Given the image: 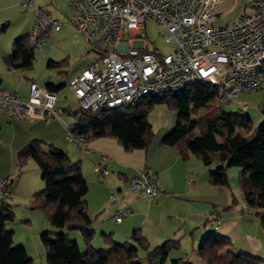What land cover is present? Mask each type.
<instances>
[{
  "label": "built area",
  "instance_id": "1",
  "mask_svg": "<svg viewBox=\"0 0 264 264\" xmlns=\"http://www.w3.org/2000/svg\"><path fill=\"white\" fill-rule=\"evenodd\" d=\"M67 1L74 28L98 54L92 64L67 82L83 110L131 106L197 83L216 88V104L223 106L240 94L264 87V0H249L243 14L220 26L208 24L219 0ZM148 17L166 29V41L175 42L171 52L161 54L148 47L143 33ZM61 26L47 10L37 7L28 33L30 46L39 50ZM135 41H141V46L136 47ZM55 102V91L35 83H30L26 99L0 89V111L8 120L57 118L67 139L84 150L90 138L71 131L70 124L55 110ZM241 105L246 108V104ZM94 169L100 177L107 174L101 164ZM7 184L8 179L0 180V196L10 205L11 186ZM128 185L148 199H155L159 193L157 176L146 171L131 178ZM109 198L117 200L114 193ZM128 211L117 208L112 220L120 222ZM219 222L218 217L211 219L214 228Z\"/></svg>",
  "mask_w": 264,
  "mask_h": 264
},
{
  "label": "trees",
  "instance_id": "2",
  "mask_svg": "<svg viewBox=\"0 0 264 264\" xmlns=\"http://www.w3.org/2000/svg\"><path fill=\"white\" fill-rule=\"evenodd\" d=\"M5 27V24L0 25L1 29ZM34 58L35 50L28 37L13 43L11 66L14 69L32 67ZM62 64L63 61H49L48 67ZM60 87L61 83H46V88L51 91ZM159 103L166 104L176 113L174 127L161 142L176 147L184 160L192 154L205 166L214 164L209 173V183L214 186L227 187V170L237 167L244 202L253 210L264 230V120L253 127L250 116L225 112L216 104V88L197 83L131 106L102 108L94 112L79 108L70 112L74 117L71 131L89 138H115L126 150L145 149L153 137L147 116ZM30 159L36 163L44 182V187L32 194L31 205L40 209L56 230H45L40 234L45 264H165L171 250L179 248L178 238H168L149 247L140 230L135 229L131 241L117 243L110 234L103 235L106 247L95 249L91 245L93 219L87 213L85 199L88 187L80 163L71 161L63 151L41 140H29L17 150L18 166H24ZM5 179H8L6 186H11L13 180ZM11 206L4 204L0 196V264H31L25 247L13 244V230L7 226L14 220ZM68 231L80 233L84 251L76 241L69 239ZM140 250L144 251L142 256ZM195 253L204 264H264L262 258L235 252L228 240L216 234L202 237ZM173 263L192 264L185 258L174 259Z\"/></svg>",
  "mask_w": 264,
  "mask_h": 264
},
{
  "label": "crops",
  "instance_id": "3",
  "mask_svg": "<svg viewBox=\"0 0 264 264\" xmlns=\"http://www.w3.org/2000/svg\"><path fill=\"white\" fill-rule=\"evenodd\" d=\"M58 1L61 2V0H48L45 4L55 6ZM21 2L22 0H0V24L6 25L2 30L7 32L10 22L17 21L15 28L17 35H12L11 40L9 38L11 35L4 39L0 38V89L13 94L19 92L22 96L28 97L30 83L38 85L37 81L26 79V76H23L24 72L20 74V71L27 69H14L11 66L13 42L19 38L28 37L34 17V12H29L30 10L22 12ZM37 2L40 3L41 0ZM225 8L226 0H219L214 17L220 15V11ZM245 8L246 5L243 13ZM20 17L23 18V24ZM53 18L60 21L56 17ZM61 24V29L53 32L43 46L49 40L53 46L65 40L68 43L67 55L53 60L51 59L55 58L53 50L57 47L52 45L45 47L44 51L47 49L51 52V55H47L50 61H63V64L48 67L50 69L48 71L52 74L47 75L46 81L37 79L44 82L41 85L44 87L47 82L61 83L62 87L59 89L67 86L71 78L80 74L98 58L97 52L91 49L85 36L74 28L71 17L70 21L66 20ZM9 45L12 47L7 51ZM23 79H26V82ZM55 92L57 100V90ZM2 126L8 127L9 139L7 143L3 142L4 144L0 140V149H4L2 145L6 146L12 156L29 140H41L63 151L71 161L80 163L81 172L88 187L85 195L87 213L93 219L92 247L105 248L103 235L109 234L117 243L131 241L132 231L139 229L149 247L159 245L168 238L179 239V248L171 250L165 264H174L173 260L177 258L189 259L193 264L197 262L196 260L202 263L195 253L202 237L216 234L228 240L231 249L235 252H243L264 260V230L253 210L245 202L238 204L229 185L222 187L209 183V173L215 165L205 166L192 154L184 160L176 147L163 144L162 137L169 129L158 136L153 133L145 149L126 150L115 138L91 137L86 148L82 150L75 145L67 146L65 140L59 139L62 131L65 133V130L62 124L51 122V119L45 121L33 117H19L8 120L0 111V132ZM96 164H101L107 170L104 177H100L95 171ZM143 170L155 174L158 178L159 193L155 199H148L138 192L129 190L128 180ZM232 173L234 175V172ZM1 177L5 178L2 171L0 180L3 179ZM16 189L17 186L12 181L11 195L13 193L23 198L31 196L25 193L28 189H25L21 195L15 192ZM110 193L117 196L116 201L109 198ZM117 208L130 210L121 222L112 220V215ZM213 217L219 218L217 228H214L211 223ZM10 224L11 222L7 226L13 230V244L23 245L32 259L31 264H34L32 251H30L32 249H29L24 239L16 240L15 228ZM45 230L47 229H41L39 234ZM33 242L36 250L39 247L41 264H45L44 250L38 234ZM80 245L82 248H79L84 251L83 242ZM143 254L144 251L140 250L139 255Z\"/></svg>",
  "mask_w": 264,
  "mask_h": 264
},
{
  "label": "rangeland",
  "instance_id": "4",
  "mask_svg": "<svg viewBox=\"0 0 264 264\" xmlns=\"http://www.w3.org/2000/svg\"><path fill=\"white\" fill-rule=\"evenodd\" d=\"M29 1H31V4L28 3ZM248 1L249 0H226L225 10H221V14L214 17L208 24L214 26L230 24L236 17H239V15L243 13L244 6L247 5ZM46 2L47 0H41L40 3H38L37 0H22V12L30 10L29 12L32 11L35 15L36 8L44 5L43 7L46 8L44 9L48 10L53 17L58 18L61 22H64L66 20L70 21L71 11L67 0H61V2H56V7L54 5H46ZM20 18L22 19L21 21L23 24V18ZM16 24V20L11 21L7 32L3 31L0 28V38L4 39L7 38V36L11 35L9 36L11 40L12 35H17L15 34ZM166 32V29L163 28L157 21H155V19L148 17L145 20L143 33L145 39L148 42V47L151 49H157L161 54H167L175 48V42L173 40H165L164 34H166ZM141 44V41L134 42V45L136 47H140ZM11 45L8 46L7 51L10 50V48L12 47ZM51 45L52 47H57L55 50H53L55 58L51 59L54 60L58 57H64L67 55L66 49L68 48V43L65 40L58 42L54 46L53 44H51V40H49L45 46H43L39 50H35V58L32 67L30 69L20 71V74H23L24 72L25 75L23 76H26V79H33L37 81L39 86L43 85L44 82L42 83L37 79H42L43 81H46L47 75L52 74L51 71H48L50 69H48L47 66L48 61H50V59H48L49 57L47 58V55H51V52H49L47 49L46 51H44L45 47H51ZM53 76L55 75L53 74ZM26 79H23V81L26 82ZM17 95H19L20 97L22 96V94L19 92H17ZM22 98L26 99L27 97L22 96ZM243 103L246 104V108L244 109H242L241 107V104ZM79 108L80 106L78 100L75 99L72 94V91L67 86H64L63 88L57 90L55 110L58 112L60 118L63 121L68 124H72L74 122V117L70 115V112L77 111ZM262 108H264V87L249 93L240 94L235 99V101L222 106V110H224L225 112L250 116L253 127H255L261 121L264 120V111H262ZM147 119L152 126L153 133L158 136L161 135L164 131H167L168 129V131H170L174 127L176 123V113L172 108L168 107L166 104L159 103L153 106V108L148 113ZM5 122L7 121L5 120ZM51 122H58L59 124H61L60 120H58L57 118H52ZM40 135L43 136V134ZM44 138L47 139L46 136H44ZM61 138L62 140H65L67 146L72 145L74 147V145L67 139L64 131H62V134L60 135L59 139ZM8 139L9 129L6 126H2V130L0 132L1 143H7ZM1 147H4V149H0V172L2 171L5 178L7 177L14 181V184L17 186V189L15 191L17 194H23V191H25V189H28L27 191H25V193H29V195L31 194L29 198H23L18 195H13L12 193V206L10 207V209L14 212V220L13 222H11L10 226H13L15 228L16 240L21 239L23 241L24 239L26 241V244L29 246V249H32L30 251H32L31 253L34 264H41V258L39 257L40 252L38 251L39 247L36 250L33 241L35 240L37 234L40 236L39 232L41 229H47V231L51 232H56V230L51 227L43 212L40 209L33 208L31 205L32 194L35 191L40 190L44 187V182L41 179L40 170L37 167L36 163L31 159L28 160L24 166H18L16 160V153L14 156H12L9 148L4 145H2ZM212 166H214V164ZM213 169L214 167L211 168V171H213ZM232 172H234V175ZM237 175V167L233 166L228 168V184L230 190L234 194L235 198L238 200V204H240V202L244 203V201L242 199V191L240 190L238 185ZM66 234L68 235L69 239L76 241L79 247L82 248V246L80 245L82 243L81 235L78 231H68L66 232ZM95 240H97V238ZM196 261L197 262H194L193 264H204L199 263L198 260Z\"/></svg>",
  "mask_w": 264,
  "mask_h": 264
}]
</instances>
